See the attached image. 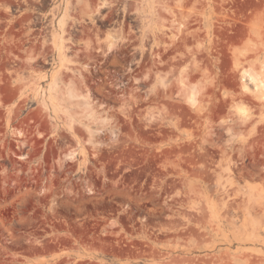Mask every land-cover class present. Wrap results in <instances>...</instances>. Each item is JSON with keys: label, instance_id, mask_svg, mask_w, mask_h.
Segmentation results:
<instances>
[{"label": "rangeland", "instance_id": "1", "mask_svg": "<svg viewBox=\"0 0 264 264\" xmlns=\"http://www.w3.org/2000/svg\"><path fill=\"white\" fill-rule=\"evenodd\" d=\"M258 78L264 0H0V264H264Z\"/></svg>", "mask_w": 264, "mask_h": 264}, {"label": "bare ground", "instance_id": "2", "mask_svg": "<svg viewBox=\"0 0 264 264\" xmlns=\"http://www.w3.org/2000/svg\"><path fill=\"white\" fill-rule=\"evenodd\" d=\"M105 1H106V0H105ZM66 25H67L66 21H63V22L60 23V26H61L62 28H65ZM113 39H114V38L111 39V42H113V43H112V46L116 43V40L113 41ZM62 49H63V47H62V48L60 47V53H61V55L63 54ZM257 81L259 82V84H260V85L262 86V88L264 89V80L258 78Z\"/></svg>", "mask_w": 264, "mask_h": 264}]
</instances>
